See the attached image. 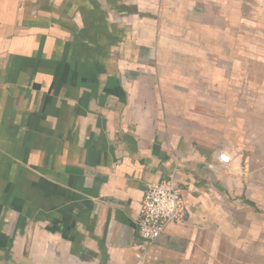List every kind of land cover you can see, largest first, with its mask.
<instances>
[{"label":"crops","instance_id":"crops-1","mask_svg":"<svg viewBox=\"0 0 264 264\" xmlns=\"http://www.w3.org/2000/svg\"><path fill=\"white\" fill-rule=\"evenodd\" d=\"M0 264H264V0H0Z\"/></svg>","mask_w":264,"mask_h":264},{"label":"built area","instance_id":"built-area-1","mask_svg":"<svg viewBox=\"0 0 264 264\" xmlns=\"http://www.w3.org/2000/svg\"><path fill=\"white\" fill-rule=\"evenodd\" d=\"M184 198L174 175L145 190L139 217V234L142 243L136 247V257L143 259L149 248L156 243L174 222L183 217Z\"/></svg>","mask_w":264,"mask_h":264}]
</instances>
